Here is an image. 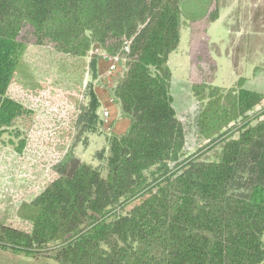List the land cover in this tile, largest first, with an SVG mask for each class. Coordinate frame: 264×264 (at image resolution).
Here are the masks:
<instances>
[{
  "label": "trees",
  "instance_id": "1",
  "mask_svg": "<svg viewBox=\"0 0 264 264\" xmlns=\"http://www.w3.org/2000/svg\"><path fill=\"white\" fill-rule=\"evenodd\" d=\"M218 17L210 0L185 19L204 143L186 154L168 67L180 0H0V135L30 114L7 95L29 44L76 58L96 51L92 69L98 60L105 74L118 58L109 85L102 77L95 90L109 97L105 130L113 105L127 122L109 133L105 175L70 154L55 165L50 183L20 206L29 231L0 222V252L56 264H264V87L244 78L212 86L217 47L206 33ZM99 107L90 96L89 117Z\"/></svg>",
  "mask_w": 264,
  "mask_h": 264
},
{
  "label": "rangeland",
  "instance_id": "2",
  "mask_svg": "<svg viewBox=\"0 0 264 264\" xmlns=\"http://www.w3.org/2000/svg\"><path fill=\"white\" fill-rule=\"evenodd\" d=\"M209 1L180 0L183 27L168 63L174 109L185 130L186 154L204 143L195 126L199 104L188 89L189 21L185 19L201 16ZM218 6L221 20L206 33L208 44L217 47L216 54L210 53L216 67L212 86L230 88L244 78L246 87H264V0H218ZM96 55L93 51L86 58H76L50 46H27L24 66L14 75L7 95L30 114L0 135V222L29 231V224L20 218V206L50 183L53 168L66 154L106 174L107 139L113 127L108 131L102 126V110L92 118L87 114L90 96L97 100L95 89L101 78L106 87L110 83L103 67L92 69ZM124 128L116 127L115 132ZM0 264L56 263L49 257L32 262L0 252Z\"/></svg>",
  "mask_w": 264,
  "mask_h": 264
},
{
  "label": "crops",
  "instance_id": "3",
  "mask_svg": "<svg viewBox=\"0 0 264 264\" xmlns=\"http://www.w3.org/2000/svg\"><path fill=\"white\" fill-rule=\"evenodd\" d=\"M220 20H221V15L219 14L218 19L214 23L210 24V26L208 27V30L207 31H209L211 29V26L213 24L219 23ZM182 27H183V24H182ZM170 56H169V59H170ZM169 59H168V63H169ZM98 66H99V62L97 60L96 63H95V67H96L95 69H98ZM95 92H96V98H97V100L99 102V105H100V107L98 108V110L99 109L102 110V113H103V110H104V106L103 105H105L104 103H106L109 100V97L107 96V93L106 92H101L100 93V92H97L96 90H95ZM113 112L115 113V119H112V120L110 119L112 121L111 122L112 123L111 127H113V130L114 129L116 130V127H125L124 128V130H125L126 127H127V122L125 120H122V119L118 118V116H117L118 115V113H117V106H115V105H113ZM117 130H118V128H117ZM121 130L123 131V129H121Z\"/></svg>",
  "mask_w": 264,
  "mask_h": 264
},
{
  "label": "built area",
  "instance_id": "4",
  "mask_svg": "<svg viewBox=\"0 0 264 264\" xmlns=\"http://www.w3.org/2000/svg\"><path fill=\"white\" fill-rule=\"evenodd\" d=\"M108 61H109V66H108L107 71H106L107 72V76L115 71L116 65L120 62V60L118 58H113V59H110ZM103 118H104V124H107V122H108V112H107V110L105 108L103 110ZM107 130L110 131V129H107Z\"/></svg>",
  "mask_w": 264,
  "mask_h": 264
}]
</instances>
